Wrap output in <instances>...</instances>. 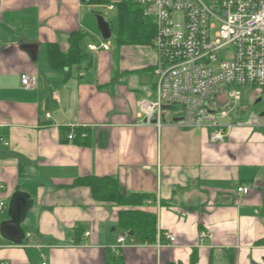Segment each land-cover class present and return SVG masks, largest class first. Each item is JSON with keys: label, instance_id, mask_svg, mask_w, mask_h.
I'll return each mask as SVG.
<instances>
[{"label": "crops", "instance_id": "1", "mask_svg": "<svg viewBox=\"0 0 264 264\" xmlns=\"http://www.w3.org/2000/svg\"><path fill=\"white\" fill-rule=\"evenodd\" d=\"M102 8L114 10L84 0H0V225L11 197L27 193L33 206L21 226L40 245L0 234V264H264V133L253 130L264 125L231 121L227 140L214 144L208 130L169 113L160 127L148 124L138 103L154 99L156 52L105 41L92 17ZM76 32L84 35L80 64L51 67L48 46L67 53ZM24 74L37 79L35 89L22 86ZM211 101L221 109L228 100L219 88ZM86 177L148 196L138 210L157 217L155 243H136L118 227L130 207L72 187ZM121 237L134 244L116 253Z\"/></svg>", "mask_w": 264, "mask_h": 264}, {"label": "built area", "instance_id": "2", "mask_svg": "<svg viewBox=\"0 0 264 264\" xmlns=\"http://www.w3.org/2000/svg\"><path fill=\"white\" fill-rule=\"evenodd\" d=\"M135 2L155 24L152 47L157 55L154 74L158 77L154 99L140 100L139 114L148 124L160 127L165 115L173 113L172 117L185 127L208 130L211 143H224L232 127L231 111L226 106L215 108L212 96L221 85L264 90V0ZM103 48L107 50L108 45ZM21 83L28 90L38 84L27 74L21 76ZM232 96L237 109L241 106L240 93L234 91ZM249 192V188H238V194ZM4 208L0 202V213ZM166 239L169 244L175 242L173 234ZM126 240L119 238L114 252L134 244L132 240L126 244ZM23 241L40 248L30 233Z\"/></svg>", "mask_w": 264, "mask_h": 264}, {"label": "trees", "instance_id": "3", "mask_svg": "<svg viewBox=\"0 0 264 264\" xmlns=\"http://www.w3.org/2000/svg\"><path fill=\"white\" fill-rule=\"evenodd\" d=\"M84 1L91 6H113V12H117L115 18H118L119 22L117 35L113 37L115 44L119 46L135 44L153 45V39L156 35L155 24L151 17L145 15L144 8L139 6L135 0H121L119 2H113V0ZM94 12L97 16L103 15L98 10ZM108 23L111 24L110 22ZM83 38L84 35L80 32L72 34L69 40L70 48L67 53L62 52L60 46L57 44L48 46L49 65L58 69L79 65L84 58L82 53ZM81 186L89 188L92 197L96 201L113 203L118 207H130V209L123 208L120 212L118 227L136 243H155L157 237V217L154 214L138 210L143 207L144 200L148 196L143 194L126 195L121 191L118 182L111 178L86 177L77 179L72 184V187ZM113 260L112 264H121L116 261L117 258Z\"/></svg>", "mask_w": 264, "mask_h": 264}, {"label": "rangeland", "instance_id": "4", "mask_svg": "<svg viewBox=\"0 0 264 264\" xmlns=\"http://www.w3.org/2000/svg\"><path fill=\"white\" fill-rule=\"evenodd\" d=\"M100 11L105 18L107 22H110L111 29H112V35L115 37L117 35L118 31V18H115L117 15V12L109 11L106 8H102ZM91 14V13H90ZM92 17L95 20V24L98 27L97 24V15L95 13H92ZM99 29V28H98ZM88 40L94 41L97 46H99L101 43L98 41L96 37L94 39L89 38ZM110 41L113 42V37L110 39ZM89 42V41H88ZM87 40L83 43V46H87L88 44ZM154 82L155 84L158 81V77L154 74ZM220 88L226 93L227 98V105L226 109L231 111V118L232 123L237 124L239 122H242L244 125H246L249 121H252L254 123H259L264 125V116L262 115L264 113V90L258 87H249V86H226L221 85ZM236 91L240 93V101L241 106L239 108H235L234 99L232 96V93ZM151 98V97H150ZM260 100V101H258ZM169 115H173V113H170ZM264 133V127H260L258 129ZM8 205V203H7ZM8 211V209H7Z\"/></svg>", "mask_w": 264, "mask_h": 264}, {"label": "water", "instance_id": "5", "mask_svg": "<svg viewBox=\"0 0 264 264\" xmlns=\"http://www.w3.org/2000/svg\"><path fill=\"white\" fill-rule=\"evenodd\" d=\"M97 24L102 38L105 41H109L112 37L110 24L103 16H97ZM32 206L33 201L27 193L18 191L11 197L7 212L9 219L0 225V234L5 240L16 245L22 244L25 238V231L21 224Z\"/></svg>", "mask_w": 264, "mask_h": 264}]
</instances>
